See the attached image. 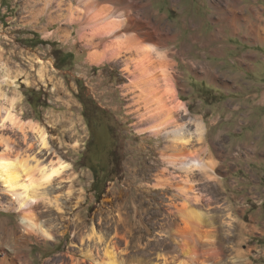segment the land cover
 Masks as SVG:
<instances>
[{
    "label": "rangeland",
    "instance_id": "rangeland-1",
    "mask_svg": "<svg viewBox=\"0 0 264 264\" xmlns=\"http://www.w3.org/2000/svg\"><path fill=\"white\" fill-rule=\"evenodd\" d=\"M123 1L148 4L142 16L174 37L167 47L188 108L178 119L201 121L202 137L187 150L203 166L181 164L173 139L164 129L155 134L157 120L140 119L149 105L119 62L92 60L85 16L109 13L108 0H0V89L18 97L25 121L47 129L53 163L71 165L56 193L67 214L51 216L53 238L32 237L26 258L69 264L67 253L94 244L79 248L81 235L111 239L118 231L129 242L118 239L120 256L135 264L163 256L180 264L206 250L210 264H261L264 0H243L228 14L212 4L221 0ZM30 3L42 7L35 17ZM0 217L19 218L2 210Z\"/></svg>",
    "mask_w": 264,
    "mask_h": 264
},
{
    "label": "bare ground",
    "instance_id": "bare-ground-1",
    "mask_svg": "<svg viewBox=\"0 0 264 264\" xmlns=\"http://www.w3.org/2000/svg\"><path fill=\"white\" fill-rule=\"evenodd\" d=\"M108 1L114 8L106 15L103 14L105 11H89L85 16V22L91 26L87 39L93 49L92 60L96 64H102L104 59L119 62L122 71L133 77V86L141 89L142 98L149 105L139 114L140 119L157 120L155 129L152 126L155 134L159 133L158 129H164L163 137L173 139L174 148L182 155L181 164L203 166L202 161L189 162L192 155L187 150L191 140L202 137L204 128L201 121L193 119L186 124L178 119L179 112L187 114L188 108L178 98L174 82L177 65L167 47L169 39L174 37L162 34L160 27L142 16L148 4L137 1L136 7L124 6L123 0ZM234 1L230 6L227 0L212 4L219 12L225 13L231 7V11L237 8L243 0ZM226 16L229 22L233 20L232 13ZM17 100V96L8 97L0 89V210L19 216L14 224L0 217V264H18L19 261L30 264L25 249L31 244L32 237L53 238L45 223L52 220L53 214L59 218H65L67 214L65 203L56 193L57 185L64 181V171L71 169V165L53 163L50 158L55 150L47 129L32 120L25 121L17 109ZM191 123L196 127L194 131L188 127ZM184 214L189 219L187 212ZM46 216L49 218L43 220ZM119 238L124 239L126 245L129 243L126 236L118 231L111 239L92 235L85 239L81 235L79 248L87 241L94 244L80 248L79 255L67 253L69 264H135L134 260L120 256L123 253ZM204 253L199 258L195 251L179 262L210 264L209 251ZM167 263L168 258L163 256L160 264Z\"/></svg>",
    "mask_w": 264,
    "mask_h": 264
},
{
    "label": "crops",
    "instance_id": "crops-1",
    "mask_svg": "<svg viewBox=\"0 0 264 264\" xmlns=\"http://www.w3.org/2000/svg\"><path fill=\"white\" fill-rule=\"evenodd\" d=\"M29 11H31L32 16H37L39 11L42 10V7L36 6L34 5V3H30L29 5H27ZM2 11H4V8H2ZM263 225L260 228V236L264 238V218H263ZM261 250V256H262V261L261 264H264V244H263V248L260 249Z\"/></svg>",
    "mask_w": 264,
    "mask_h": 264
},
{
    "label": "trees",
    "instance_id": "trees-1",
    "mask_svg": "<svg viewBox=\"0 0 264 264\" xmlns=\"http://www.w3.org/2000/svg\"><path fill=\"white\" fill-rule=\"evenodd\" d=\"M56 52H58V53H59V51H56ZM66 56H71V54H70V53H68Z\"/></svg>",
    "mask_w": 264,
    "mask_h": 264
},
{
    "label": "flooded vegetation",
    "instance_id": "flooded-vegetation-1",
    "mask_svg": "<svg viewBox=\"0 0 264 264\" xmlns=\"http://www.w3.org/2000/svg\"><path fill=\"white\" fill-rule=\"evenodd\" d=\"M58 59V58H57Z\"/></svg>",
    "mask_w": 264,
    "mask_h": 264
}]
</instances>
